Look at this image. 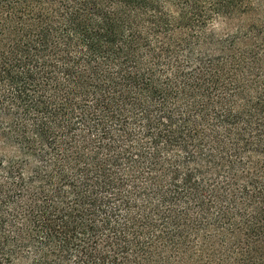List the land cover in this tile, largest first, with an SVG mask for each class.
Listing matches in <instances>:
<instances>
[{
	"label": "trees",
	"instance_id": "16d2710c",
	"mask_svg": "<svg viewBox=\"0 0 264 264\" xmlns=\"http://www.w3.org/2000/svg\"><path fill=\"white\" fill-rule=\"evenodd\" d=\"M0 264H264V0H0Z\"/></svg>",
	"mask_w": 264,
	"mask_h": 264
}]
</instances>
